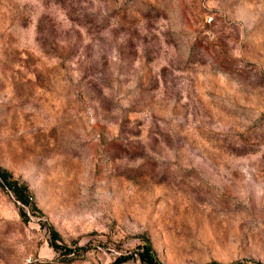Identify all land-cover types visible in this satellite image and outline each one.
<instances>
[{
    "label": "rangeland",
    "instance_id": "rangeland-1",
    "mask_svg": "<svg viewBox=\"0 0 264 264\" xmlns=\"http://www.w3.org/2000/svg\"><path fill=\"white\" fill-rule=\"evenodd\" d=\"M0 264H264V0H0Z\"/></svg>",
    "mask_w": 264,
    "mask_h": 264
},
{
    "label": "trees",
    "instance_id": "trees-1",
    "mask_svg": "<svg viewBox=\"0 0 264 264\" xmlns=\"http://www.w3.org/2000/svg\"><path fill=\"white\" fill-rule=\"evenodd\" d=\"M148 261H149V259H148ZM150 263H152L151 261H149Z\"/></svg>",
    "mask_w": 264,
    "mask_h": 264
}]
</instances>
